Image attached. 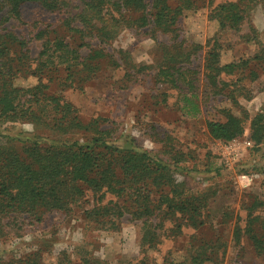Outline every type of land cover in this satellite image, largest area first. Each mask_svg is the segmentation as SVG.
Instances as JSON below:
<instances>
[{
  "label": "rangeland",
  "instance_id": "1",
  "mask_svg": "<svg viewBox=\"0 0 264 264\" xmlns=\"http://www.w3.org/2000/svg\"><path fill=\"white\" fill-rule=\"evenodd\" d=\"M65 1L72 14L82 5V0ZM191 1L198 7L184 10L175 34L151 27L122 28L105 49L113 59L102 61L93 79L67 90L64 97L78 110L84 124L100 119V129L108 130L118 143L134 141L136 147L170 165L173 157L183 156L175 180L186 197L206 198L203 224L167 221L160 229L157 244L143 246L140 222L127 216L118 230L105 231L85 219L84 209L91 206L83 203L69 212L47 214L42 224L0 238V264H17L34 253L43 256L44 264H56L59 257L70 264H82L84 259L97 264H169L189 259L193 247L200 242L220 247L219 263L206 264H264L245 233L248 215H253L260 219L256 231L264 234V143L248 146L252 141L251 120L264 114V71L252 62L232 74H222L221 79L230 87L217 92L204 69L206 54L215 40L222 51V65L252 59L259 53L260 45L264 47V2ZM231 2L240 4L245 11L246 19L238 34L221 31L210 18L218 5ZM64 17L63 13H48L32 4L23 8L21 22L12 21L3 27L21 36L36 59L41 51L42 41L37 37L41 31L68 42L79 41V34L64 27ZM252 30L260 45L240 39L252 35ZM86 41L94 50L99 46L95 40ZM89 51L85 48L82 53L88 55ZM162 67H176L184 74L178 87L158 77ZM16 84L31 88L37 80L22 78ZM57 84H51L52 93L58 91ZM185 95L199 105V116L189 118L182 114ZM223 111L245 121L243 136L230 143L213 140L207 128V122L225 121ZM49 127L47 122L19 123L4 128L3 134L10 138L85 142L96 130L64 133ZM237 228L242 231L239 241L234 237Z\"/></svg>",
  "mask_w": 264,
  "mask_h": 264
},
{
  "label": "trees",
  "instance_id": "2",
  "mask_svg": "<svg viewBox=\"0 0 264 264\" xmlns=\"http://www.w3.org/2000/svg\"><path fill=\"white\" fill-rule=\"evenodd\" d=\"M32 4L40 5L48 13H63L66 16L62 20L64 27L79 34V41L68 42L41 31L37 35L42 41L41 51L34 59L22 37L3 27L12 21L21 22L23 8ZM190 6L198 7L191 0H153L152 3L148 0H82L78 12L72 14L65 0H0V238L42 224L47 214L69 212L83 203L91 206L84 209L85 219L105 231L118 230L127 216L131 221L140 222L143 246L157 244L160 229L167 221L203 224L206 198L186 197L183 187L175 180L183 156L173 157V165H170L161 157L136 147L134 141L118 143L108 130L100 129V119L84 124L78 110L64 97L67 90L93 79L102 61L113 59L105 49L122 28L151 27L175 34L179 17ZM210 18L221 31L238 34L246 16L240 4L231 2L218 5ZM251 33L240 39L260 45L256 31ZM87 39L97 41L98 48L94 50ZM260 46L259 53L252 59L222 65V51L215 40L204 65L213 88L219 92L230 87L221 79L222 74H232L252 62L264 71V47ZM85 48L90 50L88 55L82 53ZM158 75L178 87L184 74L176 67H162ZM30 77L36 78L35 86H17L19 79ZM56 81L59 89L52 93L51 84ZM181 112L185 117L195 118L201 111L193 98L185 95ZM223 112L225 121L207 122V128L213 140L230 143L243 136L245 121L229 111ZM246 117L249 120L248 115ZM30 122H47L51 130L64 133L96 130L85 142L32 140L26 136L10 138L3 134V129L10 125ZM250 135L255 146L264 143V114H257L251 120ZM259 222L258 217L248 215L245 233L257 256L264 259V234L255 229ZM178 227L180 229L182 224ZM241 232L238 228L234 232L238 241ZM219 250L220 247L211 242H200L193 247L189 259L169 264L219 263ZM62 258L59 257L56 264H70ZM42 261L43 256L34 253L17 264H44ZM82 264L97 263L84 259Z\"/></svg>",
  "mask_w": 264,
  "mask_h": 264
},
{
  "label": "built area",
  "instance_id": "3",
  "mask_svg": "<svg viewBox=\"0 0 264 264\" xmlns=\"http://www.w3.org/2000/svg\"><path fill=\"white\" fill-rule=\"evenodd\" d=\"M252 145H253V143H252V142H249V143H248V146H252ZM242 178H243L244 180H245V179H247V177H245V176H244V177H242Z\"/></svg>",
  "mask_w": 264,
  "mask_h": 264
}]
</instances>
